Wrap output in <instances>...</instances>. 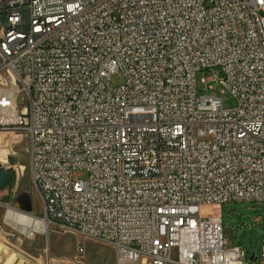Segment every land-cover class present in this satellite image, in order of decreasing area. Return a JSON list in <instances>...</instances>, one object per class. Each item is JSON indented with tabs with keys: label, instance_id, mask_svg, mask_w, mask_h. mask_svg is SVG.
<instances>
[{
	"label": "built area",
	"instance_id": "built-area-1",
	"mask_svg": "<svg viewBox=\"0 0 264 264\" xmlns=\"http://www.w3.org/2000/svg\"><path fill=\"white\" fill-rule=\"evenodd\" d=\"M214 67L231 109L197 96ZM22 145L42 216L4 217L108 245L115 264H246L202 208L264 204V0H0L11 183Z\"/></svg>",
	"mask_w": 264,
	"mask_h": 264
},
{
	"label": "rangeland",
	"instance_id": "rangeland-1",
	"mask_svg": "<svg viewBox=\"0 0 264 264\" xmlns=\"http://www.w3.org/2000/svg\"><path fill=\"white\" fill-rule=\"evenodd\" d=\"M210 76H214L215 80L201 81ZM222 76L217 67L204 74L198 73L196 75L197 96L211 95L220 98L223 109H231L235 106V100L228 92L222 91V86L217 82ZM122 81L120 73H116L110 79V83L114 87L120 85ZM17 150L21 177L18 182L11 183L8 188L0 192V203L20 211H23L21 205L28 204L30 211L26 213L41 217L42 204L30 181L28 156L23 145L19 146ZM20 200L23 204L20 203ZM202 211L208 215H220L227 242L239 245L244 250L246 264H258V261H251L250 257L253 254L258 255L259 247L264 244V204L231 202L220 207L202 208ZM4 214L5 210L0 209V249L3 248L2 242L10 240V242L17 244V248L25 249L31 255L40 253L43 256L47 253L44 251L46 247L50 256L72 257L75 254L76 244L81 243L83 247L82 259L86 264H97L113 259L112 249L108 245L91 239H84L51 226H47L45 233L35 234L33 239H28L3 222ZM29 245L36 247V249H31Z\"/></svg>",
	"mask_w": 264,
	"mask_h": 264
},
{
	"label": "crops",
	"instance_id": "crops-1",
	"mask_svg": "<svg viewBox=\"0 0 264 264\" xmlns=\"http://www.w3.org/2000/svg\"><path fill=\"white\" fill-rule=\"evenodd\" d=\"M2 244L3 248L0 249V264H86L83 261L82 256L75 260V254L72 257L50 256L46 247L44 251L47 253L42 256L40 253L31 255L27 250L19 249L16 246L17 244L10 242V240L2 242ZM30 248L36 249V247L33 246H30ZM97 264H115V258L113 256L111 261H102ZM139 264L146 263L144 261H140Z\"/></svg>",
	"mask_w": 264,
	"mask_h": 264
},
{
	"label": "bare ground",
	"instance_id": "bare-ground-1",
	"mask_svg": "<svg viewBox=\"0 0 264 264\" xmlns=\"http://www.w3.org/2000/svg\"><path fill=\"white\" fill-rule=\"evenodd\" d=\"M3 222L26 238H30L32 233H45L48 226L44 221L38 218L18 214L14 211H8L6 217L3 218Z\"/></svg>",
	"mask_w": 264,
	"mask_h": 264
},
{
	"label": "water",
	"instance_id": "water-1",
	"mask_svg": "<svg viewBox=\"0 0 264 264\" xmlns=\"http://www.w3.org/2000/svg\"><path fill=\"white\" fill-rule=\"evenodd\" d=\"M11 184V175L9 172L0 169V192L4 191L6 188L9 187V185ZM23 200V199H21ZM20 200V203H21ZM23 204V203H21ZM21 209L25 212H29L30 211V207L28 204L25 205H21Z\"/></svg>",
	"mask_w": 264,
	"mask_h": 264
},
{
	"label": "flooded vegetation",
	"instance_id": "flooded-vegetation-1",
	"mask_svg": "<svg viewBox=\"0 0 264 264\" xmlns=\"http://www.w3.org/2000/svg\"><path fill=\"white\" fill-rule=\"evenodd\" d=\"M3 192V191H2Z\"/></svg>",
	"mask_w": 264,
	"mask_h": 264
},
{
	"label": "trees",
	"instance_id": "trees-1",
	"mask_svg": "<svg viewBox=\"0 0 264 264\" xmlns=\"http://www.w3.org/2000/svg\"><path fill=\"white\" fill-rule=\"evenodd\" d=\"M10 186V185H9Z\"/></svg>",
	"mask_w": 264,
	"mask_h": 264
}]
</instances>
